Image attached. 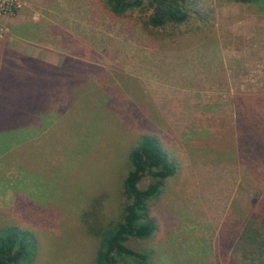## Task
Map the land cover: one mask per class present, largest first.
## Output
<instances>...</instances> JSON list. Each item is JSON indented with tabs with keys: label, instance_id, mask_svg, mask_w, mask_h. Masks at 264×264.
<instances>
[{
	"label": "rangeland",
	"instance_id": "374dc122",
	"mask_svg": "<svg viewBox=\"0 0 264 264\" xmlns=\"http://www.w3.org/2000/svg\"><path fill=\"white\" fill-rule=\"evenodd\" d=\"M148 1L0 0V53L63 63L34 111L0 121V233L27 236L19 264H94L89 225L121 219L145 134L176 170L147 202L154 232L127 245L148 264H264V0H175L185 16L159 25Z\"/></svg>",
	"mask_w": 264,
	"mask_h": 264
},
{
	"label": "trees",
	"instance_id": "16d2710c",
	"mask_svg": "<svg viewBox=\"0 0 264 264\" xmlns=\"http://www.w3.org/2000/svg\"><path fill=\"white\" fill-rule=\"evenodd\" d=\"M173 1L175 0H170L165 6L162 0H149V4L155 5V12L148 19V23L152 25L164 23V16L167 14L170 20L180 21L185 14L174 5ZM226 1L250 4L260 0ZM107 2L114 12L121 14L131 6L139 5L141 0H107ZM38 63L45 68L32 67L33 64ZM50 68L49 65L33 57L7 49L0 53V121L10 126L11 123L19 121L22 113L34 111V107L39 102L36 99H40V103L46 99V89L52 86L47 76ZM128 161L130 167L122 183L125 204L121 219L107 228H94L89 225V229L99 240L94 264H119L120 261L127 259L134 264L149 262L150 255L147 251L134 250L127 245V242L130 238H148L154 232L155 221L148 213L147 202L159 194L163 180L173 175L176 167L162 149L157 137L152 134H145L140 138L137 145L129 151ZM144 177H150L152 181L142 188L139 183ZM27 239V236L19 237L16 234L7 236L1 232L0 264H19L16 259L22 258L28 250Z\"/></svg>",
	"mask_w": 264,
	"mask_h": 264
},
{
	"label": "crops",
	"instance_id": "0c3cea01",
	"mask_svg": "<svg viewBox=\"0 0 264 264\" xmlns=\"http://www.w3.org/2000/svg\"><path fill=\"white\" fill-rule=\"evenodd\" d=\"M29 54L28 56H31V55H33V56H37V54L36 53H30V52H27V51H25V54ZM20 54V53H19ZM25 54H22V55H25ZM27 54L25 55V56H27ZM36 58V57H35ZM42 62V61H41ZM44 63V62H43ZM46 64V63H45ZM63 64V63H62ZM62 64H60V65H57V64H53V65H51V64H47V65H49L51 68V70H52V68H54V67H56L57 69L60 67V66H62Z\"/></svg>",
	"mask_w": 264,
	"mask_h": 264
},
{
	"label": "flooded vegetation",
	"instance_id": "af4514ba",
	"mask_svg": "<svg viewBox=\"0 0 264 264\" xmlns=\"http://www.w3.org/2000/svg\"><path fill=\"white\" fill-rule=\"evenodd\" d=\"M160 13V11H158Z\"/></svg>",
	"mask_w": 264,
	"mask_h": 264
}]
</instances>
